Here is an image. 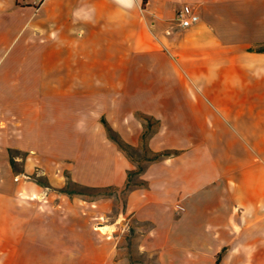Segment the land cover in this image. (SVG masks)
I'll list each match as a JSON object with an SVG mask.
<instances>
[{"label":"crops","instance_id":"0c3cea01","mask_svg":"<svg viewBox=\"0 0 264 264\" xmlns=\"http://www.w3.org/2000/svg\"><path fill=\"white\" fill-rule=\"evenodd\" d=\"M185 6L199 19L180 28ZM261 47L264 0H0V264H117L80 196L37 201L28 180L63 187L51 161L79 186L121 188L135 164L102 117L133 148L177 152L126 194L140 248L159 264H264ZM141 116L156 123L145 142ZM47 126L75 157L47 154Z\"/></svg>","mask_w":264,"mask_h":264},{"label":"rangeland","instance_id":"374dc122","mask_svg":"<svg viewBox=\"0 0 264 264\" xmlns=\"http://www.w3.org/2000/svg\"><path fill=\"white\" fill-rule=\"evenodd\" d=\"M155 124L156 123L151 119L148 120V124L144 122V131L151 133L155 128ZM148 126H150V129H148ZM61 131L62 128H56L55 126H47L45 129L42 128V134L40 137L44 142L48 143L46 149L47 154L58 153L60 156L75 157L78 153L76 146L72 145L66 138H64L65 135ZM32 136L34 135H31V138H33ZM55 145L59 146L58 150L53 149ZM130 154L132 160H129L135 164V168L137 166H145V160L151 156V154L145 151L143 147L138 148ZM45 161L46 160H44L43 164ZM45 164L50 166L49 168L55 170L56 177H62L66 182L67 178L65 172H60V167H62L61 164L56 165L58 162L51 163V161H46ZM55 167L58 168L55 169ZM16 169L20 170L17 166ZM42 172L45 171H34L33 174L29 176L28 180L40 187L43 193H45L42 197L36 196L33 197V199L46 202L49 193H62L58 192L59 188H57L55 181L50 184V187H43L36 183V180L44 182L45 176H42ZM133 181L139 182L140 180L138 179V176H136ZM69 188L84 192L82 195H72L71 198L80 196V199L85 201V203H81L80 205L93 211L92 216L95 218L94 223L96 231L101 235H108L111 237L116 251V257H113L114 262L117 264H159L156 254L147 253L143 247H139L138 242L135 240L139 233L134 228L135 224L129 219V216L125 215V200L127 192L123 190V186L121 188L108 187L104 194H98L90 188L82 189L75 185H70ZM55 201L58 202L59 199H56ZM250 264L262 263L258 261L257 257L255 262L251 261Z\"/></svg>","mask_w":264,"mask_h":264},{"label":"trees","instance_id":"16d2710c","mask_svg":"<svg viewBox=\"0 0 264 264\" xmlns=\"http://www.w3.org/2000/svg\"><path fill=\"white\" fill-rule=\"evenodd\" d=\"M256 50L259 52H263L264 47L258 48ZM139 118L144 120L147 124H148V120H150V118L143 117V116H141ZM101 123L105 128L107 137L117 146V148L121 152H123L127 156V158L131 159L130 153L136 151L137 149L125 144L119 138V136L110 128V126L107 124V122L105 121V119L103 117L101 118ZM148 129H150V126H148ZM149 135H150L149 132H146V131L143 132V135H142L143 142L146 141V139ZM142 147L145 149V151H147L151 154V156L145 160L146 165L151 163V162L158 161V160H161L163 158H168L170 156L177 154L176 151H168V150L157 152V153H152L147 149L145 144H143ZM10 164H11V168L13 169L14 172H16V173L21 172V170L16 169V164L12 159L10 160ZM146 165L145 166H137L134 170L127 171V179H126L125 184L123 185V190L125 192H128V191L132 190L133 188L145 186V183L143 181L140 180L139 182H134L133 180H134V177L139 176L145 170ZM66 178H67V180H66L64 186L59 188L58 192L65 194L67 196L84 194V192H82V191L70 189L69 186L75 185L76 187H80L82 189H86L87 187H82V186H79L77 184L72 183L68 176H66ZM36 183L40 186H43V187H50L49 183L45 180H44V182H42V181L40 182V181L36 180ZM87 189H89V188H87ZM90 189L96 191L98 194H104V193H106L107 188H90ZM220 258H221V254L219 253L216 257L215 264H220Z\"/></svg>","mask_w":264,"mask_h":264},{"label":"built area","instance_id":"2783aa9c","mask_svg":"<svg viewBox=\"0 0 264 264\" xmlns=\"http://www.w3.org/2000/svg\"><path fill=\"white\" fill-rule=\"evenodd\" d=\"M42 0H36V2H41ZM198 16L191 10V8L185 6L180 9L176 14V25L180 28H188L198 22ZM170 31H166L165 34H169ZM175 211L182 212L183 207L180 205H175Z\"/></svg>","mask_w":264,"mask_h":264}]
</instances>
